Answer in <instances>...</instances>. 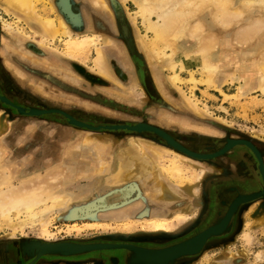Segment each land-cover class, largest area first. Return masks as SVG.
Instances as JSON below:
<instances>
[{"label": "rangeland", "instance_id": "374dc122", "mask_svg": "<svg viewBox=\"0 0 264 264\" xmlns=\"http://www.w3.org/2000/svg\"><path fill=\"white\" fill-rule=\"evenodd\" d=\"M65 1L74 16L64 13L61 0H38L35 15H26L0 0V190L56 179V185L73 197L64 215L50 212L43 223L25 225L12 235L10 222L0 219V264H105L112 258L117 264L123 251L130 260L122 264H139L127 249L42 256L38 250L44 244L64 243L164 250L190 241L225 220L233 200L220 202L224 210L217 212L211 205L213 187H230L233 194L241 188L234 182L257 178L260 192L264 191L259 159L244 144L209 159L217 170L214 175L224 170L218 177L205 173L201 180L184 184L181 178L170 180L163 173L166 197L155 192L157 196L150 199L148 186L135 178L118 180L122 154L135 146V141L179 151L155 132L127 128L139 125L158 128L202 155L215 154L232 140H246L258 149L264 162V92L256 87L255 76L248 88L242 87L244 71L254 73L264 58L262 0H248L257 1L250 6L247 0H231L227 11L240 10L242 15L223 23L220 17H230V11L217 13L221 9L214 2L195 13L192 7L177 32L176 44H184L173 49L174 56L171 47H161V56H153L145 42L158 29L162 8L170 9L178 0H161L162 8L154 6L147 11L141 9L143 0H105L107 10L92 0ZM47 18L58 24L65 20L74 38L92 37L95 44L70 52L61 31L54 37L43 29L40 21ZM209 42L215 43L216 49L212 48L218 62L225 63L213 83H204L206 75L201 72L194 74L196 83L190 81L189 73H182V84L172 83V62ZM98 49L105 55L109 77L94 66ZM53 109L70 118L41 113ZM157 117L162 118V125L155 122ZM167 156L163 164L169 161ZM191 160L195 166L182 163V168L200 172V161ZM159 169L162 166L158 163ZM124 188L132 191L128 204L107 210L94 208L101 204V198ZM142 190L147 192L137 200ZM146 198V203L139 202ZM47 204L36 212L52 207ZM188 207H192L186 213L189 218L185 224L178 223L176 213ZM20 215L12 214L11 223L27 219ZM233 216L227 227L211 236L196 254L164 264H264V196L241 204ZM154 219L171 221L175 227L168 234L141 228L140 222ZM209 219L214 223L206 224Z\"/></svg>", "mask_w": 264, "mask_h": 264}, {"label": "bare ground", "instance_id": "6f19581e", "mask_svg": "<svg viewBox=\"0 0 264 264\" xmlns=\"http://www.w3.org/2000/svg\"><path fill=\"white\" fill-rule=\"evenodd\" d=\"M4 1L8 2L9 5H11L14 9L18 10L19 12L25 13L26 15H32V14L35 15V10H36L35 9V3L38 0H4ZM92 1L97 7L101 8L103 10L108 9L105 0H92ZM252 1H254V0H252ZM252 1H248L247 4H249V6H250V3ZM160 2H161V0H143V4H142L141 9H143V11H147L148 8H150V7L154 8V6L155 7L157 6L159 8V7H161ZM212 2H214L213 5L215 4L217 7H219V9H221L219 11L217 9V13L221 12L224 15V14H228L226 12L230 11V10L227 11V9L229 6L228 4L231 2V0H178L177 3H175L176 5L173 3L175 6H172L170 9L166 10V9H163L161 7L162 8V14H160V16L158 15L159 17L157 16L160 20V24L158 26V29L157 28L155 29L156 31H154V33H153V38L149 42L148 41H147V43L145 42V45H146L145 47L150 51V53H153V56L154 55L161 56L160 49H162V48L164 49L165 47H171L173 50V49H175L176 46H178L180 44H184V43H181V41L176 44V42L179 40L177 37V32L180 30V27H181L180 24H181L182 20L187 18L186 15L190 14V10L192 7H193V9L191 10V12L193 11V13H195L197 11H200L201 7H204L205 4L209 5L208 3L212 4ZM243 2H244V0H243ZM243 2H241V3H243ZM255 2H257V1H255ZM255 2H252V3L255 4ZM262 2H264V1L262 0ZM62 3L64 5H67L65 0H62ZM243 4H245V3H243ZM244 7H245V5H244ZM199 8H200V10H199ZM239 11L238 12L236 11L237 15H235V13H236L235 11H233L234 14L232 13V11H230L231 14L229 12L228 15H231L232 17L227 16V18H226V16L224 15L225 18H224V16H223V18H221L222 17L221 16L220 20L223 23V21L226 22L230 18L231 19L234 17L236 18V16L240 17V15H242V14H240L241 11L240 12ZM221 13H219V14H221ZM232 14L235 16H233ZM219 16H217V17H219ZM0 19H1V17H0ZM229 21H231V20H229ZM40 22L42 24L43 29L49 35L56 37L59 34V31H61V34L64 37L66 36V44H67L66 46L70 52H75V51L79 52L80 50H83L84 48H88L91 44H95V40L92 37H86V38H82V39L74 38L72 33L70 32V27L65 22V20L62 21L60 19V21H59L60 24H58L56 22V20L53 18H49V19L47 18V19L42 20ZM1 23H2L3 29H4L5 24L3 21ZM229 23H228V25H229ZM225 25H227V24L225 23L224 26ZM195 30H198V28ZM244 34L245 33H243L242 35H244ZM246 35H247V33H246ZM242 38L245 39L244 36H242ZM242 38H241V40H243ZM1 40L3 41V37L0 33V44H1ZM245 41H247V39H245ZM209 43L210 44L212 43L211 44L212 46L210 44H207V43H204L205 45H202L200 43L201 45L199 47L197 46L198 48H196V49L194 48L195 50L184 53L183 55H179V58H177L174 62H172L171 70L173 71V74L170 77L172 83H174L176 85L182 84L183 83V79L181 77L182 73H189L191 76L190 81L193 83H196V80L194 78V74L197 72H201L202 74L206 75L205 76L206 79L204 80V83H206L209 86L213 83V80L216 77V75L219 74V72L220 73L222 72L221 69L223 66L225 67V65H224L225 63H224V60L222 63L218 62L219 59H217L218 57H216L215 52H214V48H215L214 44L215 43L214 42H209ZM186 44H188V43H186ZM212 47H214V48H212ZM178 48H179V46H178ZM101 50L98 49V51H97V57L94 60V66L100 74L102 73V74L109 77L110 76V70L107 66L105 55L103 54V52ZM175 53H176V51L173 50L172 55L174 56ZM169 57H172L171 54L169 55ZM251 73H253V72H251V71L249 72L248 70L244 71V74L246 76L242 77L245 80V84L242 86L243 89H246L250 86V84H251L250 81L255 76V78L257 79L256 87L258 89H261L264 92V58H263V61L260 65V67H256L253 75ZM157 121L161 125L163 124L162 118L158 117ZM2 152H3V150H2ZM124 155L129 160L128 166L124 167L125 170L127 167L129 169V172H128V170L125 171L126 173H124V176L127 177V175L130 174L131 176H135L136 178L137 177L138 178L149 177L148 179L150 180V182H151L150 184L152 186L151 188L149 187L150 189L148 190L149 191L148 193L150 196L155 195L156 193L163 192V189H164L163 187L165 185V183H164L165 178H164L163 173L166 176H168V178L170 180H171V178H175V179L181 178L180 181H184V184L185 183L191 184L193 181L201 180L202 176L205 173H208V174L210 173V171L208 172L207 169H204V168H200L201 169L200 172H196V171L188 169V168L184 169L181 166L182 163L194 165L193 161L190 158H188L187 156H184L180 153L170 151L166 148H161L157 145L156 146L152 145L148 142L137 141L135 143V146H133L129 152L128 151L125 152ZM164 156H167L166 160L167 161L169 160V161L167 163L163 164V159L165 158ZM168 157H169V159H168ZM158 163L160 164V166H162V169L158 170ZM60 172H62V171H60ZM160 172H162V173H160ZM133 173H134V175H133ZM4 174H6V173H4ZM170 176H173V177H170ZM0 177H1V175H0ZM6 177H7V175L3 178L5 179ZM54 178H56V177L54 176ZM57 178H58V176H57ZM44 180H46V179H44ZM29 182H31V181H29ZM55 182H56V179H54L52 183L39 182V183L34 184V185L29 184L30 186L29 185L28 186L20 185V186L14 187L13 189H10L6 192L5 191L3 192L2 190H0V219L7 221V222H10L9 228H10V234L11 235L13 233H16V231L19 228H22L25 225H28V224L37 225V224L41 223L43 221V219L47 218V216L50 214V212L57 211L58 213H61L62 215H64V211L66 210L64 208L68 206V204L72 201L73 197H72V194H70L68 192L65 193L63 191V188L62 187L60 188L59 185H56ZM3 193H6V194H3ZM131 193H132V191L127 190L122 195L115 196V198H113L112 201H119L121 199H125L127 196L131 195ZM140 197H141V195H140ZM140 197H138L137 200H139ZM242 199H244V198H240V200H242ZM237 202H239V199L237 200ZM47 203L52 204L51 208L49 206L50 209L44 210L43 212H41V211L38 213L36 212L40 205L47 204ZM202 205L204 207V203ZM236 205L237 204H233V206L230 209L228 216H230V214H232L234 212ZM199 208H201V206H199ZM189 210L191 212V207H188V208L184 209L183 211L177 213V214H179V216H177L175 220L178 221V223H184L185 221H187V219L189 217L187 216L186 213H188ZM66 213H67V211H66ZM12 214H14L16 217L20 214H24L27 219L22 221L20 224H17V222H16V224H13V223H11L12 222L11 219H9ZM170 222L171 221H168V220H155L154 219V220H145L144 222H140L139 224H141L142 229H149L151 231H156V233L159 232V233L163 234V233L171 232V230L175 227L174 225H170ZM226 223H227V220H225V224Z\"/></svg>", "mask_w": 264, "mask_h": 264}, {"label": "water", "instance_id": "95a60500", "mask_svg": "<svg viewBox=\"0 0 264 264\" xmlns=\"http://www.w3.org/2000/svg\"><path fill=\"white\" fill-rule=\"evenodd\" d=\"M61 4H62L61 6H62L64 13H66L68 16L72 17L73 15L70 11L69 4L64 5L62 3V0H61ZM41 113H58V114H61L67 118H70V116L67 113L60 111V110H55V109L48 110V111H41ZM71 122L74 125L79 126V127H86V128L92 129V130H99V128H97V127H91V126H88L87 124H84V123H80V122H76V121H71ZM127 128L130 130L155 132L159 136L165 138L176 149H178L181 152H184L186 154H190L193 157L198 158V159H204V158L212 159V158H215V157H218V156L225 154L228 150H230L235 145H238V144L247 145L249 148H251L253 150V152L258 157L259 162H260V170H261L263 178H264V163H263V160L260 156V153H259L258 149L252 143H250L246 140H232L227 144V146L223 150H221L215 154H211V155H202V154L194 153V152L184 148L179 143H177L171 136H169L166 132H164L158 128H155V127H152L149 125H139L136 127H127ZM127 190L129 191L128 188H124V189L116 190V191L109 193L108 195L101 198L100 199L101 204H98V205L95 204L94 208L97 210L98 209H100V210L106 209L107 210V209H112V208H118V207H120V204H122V205L128 204L129 201H132V199L130 198V195L127 196L125 199H121L120 203L118 201H112L113 198H115V196L122 195ZM262 196H264V191L259 192V193H255L252 195L241 197V198H244L242 200H240V198H239V202H237V200L234 202V204H237L235 211L238 208V206H240L241 204L246 203V202H251V201L256 200ZM235 211L232 214H230V216H228L229 213L227 214V216L225 218V220H227L226 224H225V220H224L220 225L206 230L205 232H203L202 234H200L196 238H194L190 241H187L183 244H180V245H177L174 247H170V248H167L164 250H147L144 248H139L136 246L126 245V244H121V245H105V244L74 245V244L64 243V244H44L39 248L38 256H42V255L50 254V253L79 254V253H85V252H90V251H95V250H103V249H127V250L132 251L135 254V261L139 264L169 263V262H172V261H174V260H176L182 256L196 254L211 236L221 232L222 230H224L227 227V225L229 224V222H230L231 218L233 217Z\"/></svg>", "mask_w": 264, "mask_h": 264}, {"label": "flooded vegetation", "instance_id": "af4514ba", "mask_svg": "<svg viewBox=\"0 0 264 264\" xmlns=\"http://www.w3.org/2000/svg\"><path fill=\"white\" fill-rule=\"evenodd\" d=\"M158 116V115H157ZM158 117L157 118H155V122H157L158 123ZM159 125H161L160 123H158ZM168 134V133H167ZM169 135V134H168ZM169 136H171V135H169ZM172 137V136H171ZM173 138V137H172ZM177 143H179L181 146L183 145V147L184 146H186V145H184L179 139H177V138H173ZM184 148H186V149H188V150H190V151H192V152H194V153H197L196 151H194L192 148H190V147H188V146H186V147H184ZM171 150V149H170ZM175 151H177V150H175ZM178 153H180V154H182V155H184V156H187V157H189V158H192V159H194L195 161H200V164L202 165V167L204 168V169H206V168H208V167H210V168H212V169H215L214 168V165H212V163H210V162H208L209 161V159H206V158H204L203 160H200V159H198V158H195V157H193L192 155L190 156L189 154H186V153H184V152H181L180 150L179 151H177ZM197 154H200V153H197ZM202 154V153H201ZM260 156H261V154H260ZM261 158H262V156H261ZM205 162H207V163H205ZM264 163V162H263ZM242 164L243 165H245V162L243 161L242 162ZM220 169V168H219ZM221 170V172L220 173H218L217 175H214L215 177H218V176H220V175H223V173H224V170L223 169H220ZM211 174V173H210ZM235 183V185H238V186H240L241 188L239 189H237V187H236V189H237V192L236 193H231L229 190H228V188H230V187H213L212 188V190L210 191V194H211V196H212V199H213V204H211L212 205V207H217V208H215L216 210H217V212L221 209V210H224V208H222V204L221 203H223V202H229V201H232L233 200V203H232V205H231V207L233 206V204H234V202L236 201V200H238L239 198H241V197H244V196H248V195H252V194H255V193H259L261 190H262V188H259L260 186H259V184H260V180H258L257 178H255V179H249V180H247V181H241V182H234ZM262 186V185H261ZM242 187H243V189H242ZM240 195H242V196H240ZM228 196V197H227ZM229 199V200H227V199ZM212 199H211V201H212ZM215 199H217L218 201H219V204L215 201ZM221 202V203H220ZM215 205V206H214ZM215 209H214V211H215ZM231 209V208H230ZM235 211V210H234ZM229 212H230V210H229ZM228 212V213H229ZM239 214H241V213H239ZM234 217V216H233ZM239 217H240V215H239ZM233 219V218H232ZM213 221V222H212ZM214 221L215 220H212V219H209V221L206 223V224H211V222L212 223H214ZM238 221V220H237ZM124 252V253H123ZM123 252H121L120 254V256H119V259H117V264H122V262L124 261V262H126L127 263V261H129L130 260V255L128 254V253H126L125 251H123ZM114 258H112V259H110L107 263H105V264H113V262L112 261H114L113 260ZM112 260V261H111Z\"/></svg>", "mask_w": 264, "mask_h": 264}, {"label": "crops", "instance_id": "0c3cea01", "mask_svg": "<svg viewBox=\"0 0 264 264\" xmlns=\"http://www.w3.org/2000/svg\"><path fill=\"white\" fill-rule=\"evenodd\" d=\"M137 141H135L134 142V145H135V143H136ZM139 142H144V141H139ZM151 143V142H150ZM166 149H168V148H166ZM131 150V149H130ZM130 150H127L128 152L130 151ZM168 150H170V149H168ZM127 151H125V152H127ZM171 151V150H170ZM125 152H123V154H122V157H121V159H123V167H122V171L120 172V174L118 175V180L119 181H128V180H130V179H132V178H135V179H137L138 181H140V182H142L143 183V185H147L148 186V189H150L152 186H151V182H150V180L148 179L149 177H147V178H136L135 176H131L130 174L129 175H127V177H125L124 176V173H126L125 171H127L128 170V172H129V169L126 167V170L124 169V167L125 166H128V163H129V160L127 159V157H125V155H124V153ZM172 155V154H171ZM191 159V158H190ZM207 169V171L209 172L210 171V173H216L217 172V170L216 169H210V167H208V168H206ZM160 173H162V172H160ZM211 174V175H212ZM133 175H134V173H133ZM162 175V174H161ZM128 178V179H127ZM164 183H165V181H164ZM150 187V188H149ZM167 186H166V184L164 185V189H163V192H161V194L163 195V196H165V194H166V190H165V188H166ZM144 191L145 190H142L141 191V197L143 196L144 197ZM147 192V191H146ZM149 195V194H148ZM173 195H175V193L173 192ZM150 196V195H149ZM152 196V195H151ZM149 197L150 199L152 198V197ZM153 196H157L156 194L155 195H153ZM170 196V195H169ZM140 197V196H139ZM166 197V196H165ZM143 202H147L148 201V198H146L145 200H142ZM141 200H140V202H142ZM142 202V203H143ZM69 205V204H68ZM206 205H207V203H206ZM198 207H199V204H198ZM64 209H66V208H64ZM186 209V208H185ZM191 209H192V207H191ZM203 209V208H202ZM184 210V209H183ZM182 210V211H183ZM200 210H201V208H200ZM179 212H181V211H179ZM178 212V213H179ZM177 214V213H176Z\"/></svg>", "mask_w": 264, "mask_h": 264}]
</instances>
